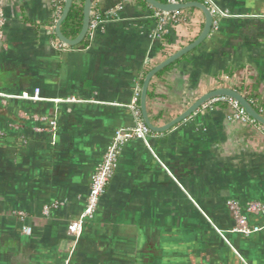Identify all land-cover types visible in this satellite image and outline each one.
Listing matches in <instances>:
<instances>
[{
	"label": "crops",
	"instance_id": "0c3cea01",
	"mask_svg": "<svg viewBox=\"0 0 264 264\" xmlns=\"http://www.w3.org/2000/svg\"><path fill=\"white\" fill-rule=\"evenodd\" d=\"M215 1L231 15L149 82L155 126L220 87L264 108V0ZM118 4V16L91 40L59 48L61 12L52 0H0V264H264V212L245 210L249 201L264 202V129L231 121L223 102L151 130L150 148L127 140L94 217L78 238L68 232L114 131L133 125L126 105L135 88L141 93L146 73L205 24L200 8H180L154 40L156 8L146 1L93 0L91 11L104 16ZM35 89L38 100L29 98ZM56 199L64 205L44 215L43 205ZM230 200L261 229L234 231ZM19 211L30 235L20 233Z\"/></svg>",
	"mask_w": 264,
	"mask_h": 264
},
{
	"label": "built area",
	"instance_id": "2783aa9c",
	"mask_svg": "<svg viewBox=\"0 0 264 264\" xmlns=\"http://www.w3.org/2000/svg\"><path fill=\"white\" fill-rule=\"evenodd\" d=\"M188 0H167V3H183ZM53 5L55 6L58 12L62 10V0H52ZM202 4H204L212 15V25L216 26L218 19L222 17H228L231 14L224 8H222L215 0H202ZM122 8L121 4H118L113 10H110L102 16L99 11H91L90 12V20L88 24V29L85 37L91 40L94 37V33L98 26L107 20L117 17L119 11ZM154 16L156 17V27L151 33L150 37L154 40L161 38V36L166 32V25L169 21H174L177 19L176 12L170 11H162L159 9H155ZM5 23L6 18L2 7H0V47H5ZM57 46L59 48H66L69 45L64 43L63 41H59ZM38 89H35L34 94L29 96L30 99L38 100L41 97L38 95ZM24 96L27 97L26 94ZM140 96V87H136L134 90V95L132 100L126 106L131 110L133 116V125L126 128H117L110 141L105 147L101 160L95 166L88 193L84 200V206L79 215L70 220L67 225V230L70 234L74 235L78 238L83 230L84 223L92 219L94 217L98 201L100 196L105 192L106 186L109 183L110 179L113 177L114 172L118 166L119 153L121 151L122 146L125 142L131 138L141 139L148 147V138L152 135L151 129L145 124L142 114L140 111V107L138 104ZM71 99H67L70 101ZM216 102L225 103L230 109L231 114L229 115V119L231 121H242L252 125H255L261 129H264V125L257 122L253 117H251L245 109L239 104V102L228 96H218L214 97L204 104L200 106V108H207L213 105ZM252 105L253 101H249ZM256 110V109H255ZM260 115L264 116V108H260L256 110ZM54 125V121L52 122ZM5 136V132L0 130V138ZM150 148V147H149ZM63 200H53L42 207V213L44 215H49V213L64 205ZM229 212L231 216L234 218L236 225L233 228L234 231L250 234L252 232L258 231L261 229L260 226H250L247 221V217L242 212V206L236 201H228L227 202ZM245 210L251 214H260L264 212V202L260 200L249 201L245 205ZM19 217L21 226L20 233L24 235H30L32 233V227L25 223L26 214L22 211L17 212ZM222 237H224L223 233L217 229Z\"/></svg>",
	"mask_w": 264,
	"mask_h": 264
},
{
	"label": "water",
	"instance_id": "95a60500",
	"mask_svg": "<svg viewBox=\"0 0 264 264\" xmlns=\"http://www.w3.org/2000/svg\"><path fill=\"white\" fill-rule=\"evenodd\" d=\"M150 6L162 10V11H176L180 8H184L187 6H196L200 8L204 15H205V24L202 32L199 34V36L192 41L190 44L182 47L175 53L171 54L167 58H165L163 61L155 65L153 68H151L145 75L141 87V93H140V110L142 114V118L145 122V124L155 132H163L168 130L171 126L183 121L184 119L191 116L193 113H195L202 104H204L206 101L218 97V96H228L231 97L239 102V104L245 109L247 114H249L251 117H253L257 122L264 125V116L260 115L254 107L251 105V103L244 97L240 92L237 90H234L232 88L227 87H220L216 88L214 90H211L202 96H200L197 100H195L184 112H182L180 115H178L176 118L171 120L170 122L162 125V126H155L153 125L147 115V109H146V97H147V91H148V85L151 80V78L160 70L168 66L170 63L181 57L183 54L187 53L191 49H193L195 46H197L210 32L211 26H212V15L208 8L200 3V2H188V3H167V2H160L158 0H145ZM73 0H63V7L62 11L56 20L55 23V35L57 38L64 43L74 46L79 44L85 37L88 24L90 20V12H91V6L93 0H84L83 6H82V25L78 32V34L73 38L66 37L62 31H61V24L67 17L69 10L71 8Z\"/></svg>",
	"mask_w": 264,
	"mask_h": 264
},
{
	"label": "trees",
	"instance_id": "16d2710c",
	"mask_svg": "<svg viewBox=\"0 0 264 264\" xmlns=\"http://www.w3.org/2000/svg\"><path fill=\"white\" fill-rule=\"evenodd\" d=\"M83 1L84 0H80V4L77 5L73 0L69 13L61 24V31L65 36L74 37L78 34L82 25ZM142 2L145 3L144 0H142ZM82 41H84V39ZM246 98L249 100L248 97Z\"/></svg>",
	"mask_w": 264,
	"mask_h": 264
}]
</instances>
